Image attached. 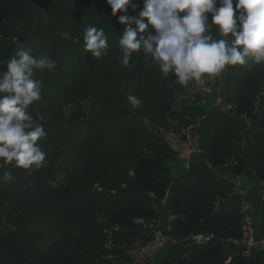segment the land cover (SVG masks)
Returning <instances> with one entry per match:
<instances>
[{
  "label": "trees",
  "instance_id": "trees-1",
  "mask_svg": "<svg viewBox=\"0 0 264 264\" xmlns=\"http://www.w3.org/2000/svg\"><path fill=\"white\" fill-rule=\"evenodd\" d=\"M132 3L137 12L143 7V0ZM88 26L103 27L109 37L107 53L98 60L83 49ZM123 27L106 0H0V70L19 47L47 53L57 63L37 73L45 87L29 108L48 133L39 142L47 153L45 165L0 167V177L6 170L13 175L11 182L0 181V264H110L106 227L114 228L122 254L150 230L137 220L150 224L165 211L172 215L165 230L172 239L192 232L213 237L166 242L147 264H264V250L245 256L231 242L241 236L240 197L228 196L249 160L262 183L264 233V98L256 106L264 64L244 66L236 94L235 66L226 68L221 98L231 109L214 110L191 100L192 83L185 88L172 74L163 77L142 53L122 66L117 41ZM21 36L25 39L18 41ZM129 95L142 105L133 108ZM243 115L259 130L250 150L239 145L244 139L236 118ZM180 126L198 134L201 152L190 157L187 168L174 170L181 158L162 133Z\"/></svg>",
  "mask_w": 264,
  "mask_h": 264
},
{
  "label": "clouds",
  "instance_id": "clouds-1",
  "mask_svg": "<svg viewBox=\"0 0 264 264\" xmlns=\"http://www.w3.org/2000/svg\"><path fill=\"white\" fill-rule=\"evenodd\" d=\"M106 3L111 16L124 25L117 41L122 66L128 67L139 52L163 77L172 74L176 83L188 88L229 66L264 64V0H143L138 12L132 0ZM108 41L103 27L85 28V54L98 60L106 55ZM56 67L49 54L33 55L31 49L19 47L0 70V167L11 164L29 170L45 165L47 153L39 142L48 133L29 108L41 99L45 87L35 78L37 73ZM127 99L133 108L143 103L135 95ZM12 180L11 171L0 177L3 182Z\"/></svg>",
  "mask_w": 264,
  "mask_h": 264
},
{
  "label": "built area",
  "instance_id": "built-area-1",
  "mask_svg": "<svg viewBox=\"0 0 264 264\" xmlns=\"http://www.w3.org/2000/svg\"><path fill=\"white\" fill-rule=\"evenodd\" d=\"M230 39V38H228ZM222 74H217L206 78L202 84L192 83V96L191 100L198 101L200 104H208V107L219 105L221 106L222 98L218 93L215 94L214 86L219 87ZM207 97H214L213 101H206ZM264 98V88L260 92V95L256 101V106L260 103V99ZM206 101V103H205ZM224 109H231V105L224 106ZM246 128L252 126L251 119L245 115L240 117ZM163 139L169 146L171 153L180 158H184L186 163L190 157L196 153H200L201 149L198 147L199 136L197 133L191 131L190 126H180L177 129L170 128L162 133ZM240 146L245 145V141L239 143ZM251 185L249 183L237 180L228 196H240L239 212L241 214V236L240 238L230 239L242 254L249 256L254 249L264 250V233L257 234L255 228V219L253 215V206L249 199V191ZM162 208H166V199L161 200ZM219 201L215 202V207H218ZM157 203L153 202V208L157 209ZM172 219V215L168 211L164 212V216L156 217L150 224H147L144 220H137L144 226L150 227L149 232L145 238L137 237L131 244L124 248L122 254L117 252L113 230L114 228L106 227L104 234L106 237V247L108 253L106 254V260L110 264H147L157 254V252L163 247L166 242H172L175 244H183L188 242H204L213 237L209 232H192L188 236L181 239H172L169 237L165 230L168 228V223Z\"/></svg>",
  "mask_w": 264,
  "mask_h": 264
},
{
  "label": "crops",
  "instance_id": "crops-1",
  "mask_svg": "<svg viewBox=\"0 0 264 264\" xmlns=\"http://www.w3.org/2000/svg\"><path fill=\"white\" fill-rule=\"evenodd\" d=\"M221 89V85L219 84L218 88V94ZM220 95V94H219ZM223 95V93H222ZM225 95V91H224ZM181 104H177V107L179 108ZM214 110H224L220 109L219 105L212 106ZM225 112L226 109H225ZM237 124L241 132L243 133V139L247 145V150H250L249 147L251 146L252 142L254 141L255 135L258 133L257 126H251L250 128H246L244 121L240 118L237 117ZM175 168L180 165V169H184L185 167L187 168L188 163H186L185 159L182 158L181 161L177 160L172 164ZM179 169V170H180ZM239 180L245 183H249L251 185V189L249 191V199L251 200L253 204V209H254V216H255V224H256V232L257 234H260L261 231V223H262V208H261V185L262 183L257 180L255 177V173L253 169L251 168L250 161L247 160V164L245 167V170L243 174L239 177Z\"/></svg>",
  "mask_w": 264,
  "mask_h": 264
},
{
  "label": "rangeland",
  "instance_id": "rangeland-1",
  "mask_svg": "<svg viewBox=\"0 0 264 264\" xmlns=\"http://www.w3.org/2000/svg\"><path fill=\"white\" fill-rule=\"evenodd\" d=\"M243 68L244 66H235L234 67V70H235V74L231 75L232 76V83H231V90H232V93L236 94L238 93L240 90H241V87H242V83L240 82V77L242 76L243 74ZM223 76H222V79H221V89L219 91V94L222 95V91L224 90V87L222 85V82H223ZM227 110V109H226ZM182 159V158H181ZM179 160V159H178ZM181 161V160H179ZM177 168L180 169V165L177 166ZM177 168H174V170H177Z\"/></svg>",
  "mask_w": 264,
  "mask_h": 264
},
{
  "label": "water",
  "instance_id": "water-1",
  "mask_svg": "<svg viewBox=\"0 0 264 264\" xmlns=\"http://www.w3.org/2000/svg\"><path fill=\"white\" fill-rule=\"evenodd\" d=\"M22 39H25V36L18 37L17 40L20 41V40H22ZM225 102H226V97L224 96L223 99H222V102H221V106H220V108L224 109ZM235 197H236V198H239L240 196H239V195H236Z\"/></svg>",
  "mask_w": 264,
  "mask_h": 264
}]
</instances>
